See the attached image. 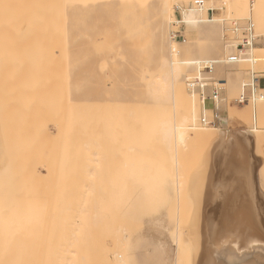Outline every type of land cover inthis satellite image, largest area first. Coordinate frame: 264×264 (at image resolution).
Segmentation results:
<instances>
[{"label":"rangeland","instance_id":"obj_1","mask_svg":"<svg viewBox=\"0 0 264 264\" xmlns=\"http://www.w3.org/2000/svg\"><path fill=\"white\" fill-rule=\"evenodd\" d=\"M224 1H205L209 8H220L218 14H215L213 10L212 17L220 21L224 19L223 22L218 23L219 25L212 23L208 26L209 24L204 23L202 26L203 28L208 26L207 29L201 26L202 32H212L211 35L209 33L211 38L213 36L212 43L215 47L219 46L223 55L215 53L210 57L202 56L199 59L221 60L225 55L235 51L223 49L227 41L234 39L235 34L230 30L233 23L237 21L243 25L247 20L253 22L251 11L247 17L242 18L225 5L221 7L220 2ZM231 1L226 0L225 3L227 2L229 6ZM112 2L110 6L95 5L84 10V23L90 25V29L86 31L88 38L86 40L84 37L85 39L81 38L77 41L79 42L78 53L79 49L85 50L84 60L86 62L90 59L94 60V73L100 78L99 83H93L92 94L89 97L92 101L88 102L82 110L78 107L76 92H74L65 125L59 120V122L55 121L57 124L51 120L48 121L52 122V125L47 123V118L42 121V124L39 122L41 127L39 129L34 130L35 126L32 122L30 126L20 128L23 133V144L19 145L20 149H17L15 154L13 153V158L16 159L14 161L17 162L19 156V162L24 169L37 168L36 177L27 181L30 196L36 199L35 206L33 205L30 209L31 221L28 234L34 237L32 243L35 250H38L39 242L45 239V252L38 250L32 254L29 264H123L118 263L117 254L125 258V264H198L195 246L196 236L199 233V214L204 206L210 166L213 157L217 154L219 136H215L212 139L214 141L206 143L196 133L205 127L200 122L201 103L198 96L197 98L194 93L188 92L185 79L194 75L196 71L193 63L188 64V61L197 58L187 57V61L180 65L181 70L177 74L175 71H169V78H172L174 84L173 89L181 95L179 98L170 101L166 97L165 90L155 92L147 83L149 77H160L163 74L160 70L155 71L153 67L152 8L138 3H132L129 6V4L121 5L117 4L118 2ZM248 2L251 7L253 0ZM179 4L183 7L187 6L183 3ZM235 7L240 8L237 0ZM125 8L131 9L124 11ZM174 9L175 5L171 11L173 15H175ZM66 12L69 13L68 17L72 14V17L76 18L74 16L77 14L76 11ZM212 17L208 15V18L212 19ZM172 22L171 20L168 25L166 38L167 57H170L168 48L176 43L180 47H188L189 38L193 36L188 27L182 24L186 42L173 41L169 37ZM254 27L259 37L256 41L255 53L264 58V27L257 28L255 24ZM199 37H201L200 34ZM144 38H148L147 42H142V40L145 41ZM119 43L122 45L119 46ZM143 43L146 45H142ZM38 47H41L42 51L46 50L44 49L46 46ZM90 50L93 52L92 55L88 53ZM48 51L43 53V57L47 55L49 65H43V58L40 55L42 58L40 68L50 70L51 67L48 66L53 62L51 70L55 71L53 74L55 76V73H58L56 67L59 66L58 55L56 57L58 51L54 52L55 55L53 51L52 54ZM35 52L36 50L33 53ZM39 53L37 56L35 54L37 58ZM255 53L251 54L256 56ZM49 54L54 55V61ZM113 54L117 55L114 57ZM23 55L25 59L22 58L21 61L26 62L20 63L18 62L20 59L17 61L16 58V65L28 64L31 58L28 59L26 53ZM78 55L70 56L69 59L79 60L80 67L81 54ZM35 56L33 55L34 58ZM165 60L162 59L159 62L160 68L161 65L164 66ZM33 61L35 63L36 60ZM34 63L32 66L36 67ZM101 63L102 69L99 68L102 67ZM40 65L38 64V67ZM34 67L31 69L38 68ZM172 67L174 68L169 65L168 69ZM51 70L50 73H53ZM250 70L264 71V63L243 62L241 66L218 63L212 79L222 88V118L219 125L249 124V127L252 126L256 130L250 133L251 163L254 171L252 182L257 190V197L264 203V116L259 117L260 114H257L259 109L264 108V102L255 106L251 104L239 106L232 103ZM46 71L42 73L45 74ZM46 73L51 76L48 72ZM75 73L77 71L72 69L69 77H74ZM57 75L59 74H56V77L51 76L50 80L53 78L55 81V78H59ZM43 79L42 77V81ZM38 81L39 84H37L40 87L41 80L38 79ZM46 84L48 86L51 84L50 88L47 86L49 88L47 92L51 93L46 95L50 96L58 92L56 86L58 83L52 80ZM53 85L56 87L53 88ZM260 85L263 89L264 80H261ZM41 91L43 92L42 89ZM262 91L264 92V89ZM40 92L37 91L35 95H39ZM31 104L33 106L32 102ZM29 105L30 112V109L35 107L30 108ZM233 108H236L234 110L246 109L248 122L231 117L230 112ZM37 109L35 110L38 112ZM206 111L205 114L210 115V112L206 113ZM35 116L32 115L31 118L36 120ZM179 125L187 126L184 129V145L178 143L176 134L173 133L171 136L166 134L167 127L177 131L175 127ZM191 127L196 128V132L191 130ZM59 129L64 131V138L61 135L63 132ZM47 132L52 133V137L47 135ZM51 143L53 147L49 148ZM43 145L48 146V152L42 148ZM25 149H28L27 154ZM42 151L44 155H41ZM246 156L251 158L250 155ZM240 174L251 181V169L247 162L241 165ZM43 182L45 184H41ZM248 191L252 194L250 189ZM248 204H252V201ZM262 205L264 209V204ZM248 206L253 209L251 205ZM35 210L39 212L40 222L38 220L35 222ZM47 214L49 218L45 220L44 215L46 217ZM176 236H180L178 238H181L180 242L183 245L176 243L174 240ZM59 252L62 253L63 258Z\"/></svg>","mask_w":264,"mask_h":264},{"label":"bare ground","instance_id":"obj_2","mask_svg":"<svg viewBox=\"0 0 264 264\" xmlns=\"http://www.w3.org/2000/svg\"><path fill=\"white\" fill-rule=\"evenodd\" d=\"M112 1L118 2L117 4L121 5L129 4L130 6L132 3H138L144 6H151V26L153 29L154 37L153 67L155 71L160 70L161 74L163 75L154 78L149 77L147 83L149 86H151V89H154L155 92L165 90L166 97L170 101L176 100L181 95L178 92L174 91V84L172 78H169V71H175L177 74L179 70H181L180 65L185 64V62L187 61L186 58L189 56H194L195 58H197L193 61H188V64L193 63L194 70H196L198 64L201 61L210 59H199L200 57H210L215 53H217V55H220V53L222 54V52H220L219 46L215 47L212 43L213 36L212 38L210 36L212 32H209V35V33H206V31L202 32L201 29L203 28L202 25L204 23H207L209 24L208 26H210V24L212 23L214 25L216 23L218 24L220 22H223L224 18L221 19V21L216 17H212V19L208 18L206 8L198 9L190 6L191 3L195 0H0V264H29L30 256L32 254H35L36 252H38V250H40V252L42 253L45 252V239H42L39 242L40 244L38 250H35L32 243V239L34 237L28 234L29 223L31 221L30 209L34 205L36 199L33 196H30V188L27 185V181L30 178L33 179L34 176L36 177L35 173L37 172V168L24 169L22 163L19 162V156L18 158L16 157L17 162L14 161L15 158H13V153H16V150L20 149L19 145L23 144V133H21L20 131L21 127H24L26 125L30 126V123L32 122L35 126L34 130L39 129L41 128L39 122H41L42 124V121L47 120V118V123H51L52 125V122L55 121H61L62 124L65 125L72 104L71 96L74 95V92H76V101L78 107H80L82 110L88 102L92 101V99H90L89 97L92 94L93 83H99L100 78L95 76L94 60L90 59L87 62L84 60L85 50L79 49L80 52H82L78 53L77 44L79 42L77 43V41H79L81 38H86V40L88 38V36H86V31L90 29V25H87L86 22L84 23L83 20L84 12L86 11V9H89L90 7L95 5L110 6L112 5L111 3H113ZM227 2L225 3V6L242 18L247 17L249 12L251 11L250 14L256 27H264L263 0H253L251 7H249L248 0H237V2L240 4V8L238 9L237 7H235L236 0H232L229 6ZM179 3H183L187 6L183 7ZM174 5L175 7H183L181 11V21L179 23H182L186 27H188V30L193 34V36L189 38L188 47H180L179 44L176 43L168 48L170 57H167L165 53V47L167 45L166 38L168 34V25L171 20H175V15H173V13L171 12ZM130 9L131 8H125L123 10L126 11ZM210 9L212 10V12H214L213 10H215V14L220 13V8ZM66 11L70 13H72L71 11H76L77 14L74 15L76 18L72 17V14H70L71 17H68L69 13L67 14ZM228 12L229 11H227V13ZM77 17H79V19H77ZM70 24L72 26H70ZM213 25L211 26L213 27ZM207 27L205 28L207 29ZM199 34L201 35V37H199ZM137 36L138 35H136V38ZM148 38H144L145 41L142 40V42H147ZM137 39L139 40V38ZM138 42L139 41H137V43ZM185 42L186 39L183 43ZM41 45L42 48H44L43 46H46V48H44L46 49L45 51H42L41 47H38ZM118 45L120 46L122 44L119 43ZM139 45L141 44L139 43ZM142 45L145 46L146 44L143 43ZM235 45L236 43L227 41V45L223 46V49L231 52L232 49L234 50ZM37 48L39 49V51H37ZM49 48L51 52L48 51ZM53 48H55V50ZM34 50H36L37 53L42 51L39 53L38 58L36 57L37 53L35 52L36 56L33 53ZM56 50L58 51L56 57L58 55L57 62L59 66L57 65L56 68L58 73H55L54 76L53 74L55 71L51 70V64L53 63L52 60H55V57L53 56L55 55L54 52ZM256 50L257 45L251 47L249 57H251L252 61L250 59L249 60L252 62V64H254L253 62L264 63V58L259 57L255 53ZM47 51L51 54L53 51L54 54H49L53 58L48 56L52 59V63L48 67H51V69H49L53 73H50V70L46 71L45 68H43V70H41L42 68H40L42 67V64L40 65V60H42V58L43 65H49L47 55L45 54V58L43 57V53ZM21 52H23L22 55L26 53L28 59L31 58L29 60L31 63L30 65L28 59V64H20L25 61H21L22 58L25 59L24 55H20ZM253 52L256 54V56H253L251 54ZM88 53L90 55L93 54L91 50ZM78 54H81L82 60L80 67L78 65L79 60L69 59L70 56L77 57ZM18 55L20 56L19 58ZM33 55L36 58H34ZM40 55L42 58H40ZM113 55L115 57L117 54ZM219 57L221 58V56ZM16 58L17 61L18 59H20V61H18L20 62L18 63V65H16ZM32 58H34L33 60H38L37 64L36 61L34 63ZM44 59L46 61H44ZM162 59H166V62L164 63V66L161 65L160 68L159 62ZM44 62L47 63L45 64ZM243 62L248 61H242L237 65L241 66L243 65ZM32 63H34V65L36 64V67H38L39 64L40 66L38 68L40 69H31L34 67L32 66ZM101 65L102 67H99L100 69L103 68L102 63L100 64V66ZM169 65L174 66V68L172 67V69H170V67L168 69ZM72 69L77 71V73H75L74 77H69V73ZM33 71L35 74H32ZM44 71L51 74V76L53 75L52 77H56V74H59L57 75L59 76V78H57L59 80L55 78V81L57 80L58 82H55L53 78H51L50 80L51 76L46 72V75L43 74L42 72ZM28 73H30L31 76ZM40 73H42V75ZM26 74H28L27 77ZM44 75L49 76L46 77V81ZM42 77L44 78L43 81ZM188 77L185 79V83ZM48 78L49 81L52 82L53 80L54 83H58V85L55 84L58 91L56 92V94H54L55 96L52 94V96L46 95L51 93L50 91V93H48L47 89H49L51 84H53L51 83L49 86L48 84H46L47 82L49 83ZM38 79L42 81H40V87L38 86ZM36 86L39 88H37ZM47 86L49 88H47ZM56 86L53 85V88H55ZM34 89H37L38 92H40L42 89L43 92L41 91V94L39 93V95H35L37 94V91H34ZM53 90L54 89H52V91ZM32 91L35 93L31 94L30 92ZM188 92L194 93L196 97L198 96L194 91L188 90ZM27 94L29 95V97ZM31 102L35 107L34 109L32 108L33 106ZM262 102H264V98L258 103H260L261 105ZM200 103L201 111L203 113H205L206 110L209 111L206 108L203 109L202 102L200 101ZM28 105L31 106L30 108H32L30 109V112L28 109ZM35 105L37 106V108L39 106V109H37ZM35 109H37L38 112ZM234 109L236 108L232 109L233 111L230 112L232 113L230 114V116L239 121L247 123L248 116L246 109ZM257 114H260L259 117L264 116V108L259 109V113L257 111ZM32 115L33 117L36 115L35 117L38 120L36 118V120L31 118ZM40 119L41 121H39ZM50 120L52 122H48ZM250 120L252 121V119ZM76 121L78 120L76 119ZM55 124L57 123L55 122ZM248 125L249 124H246L245 126H221L218 124L211 129L205 127L212 126L204 125L205 127L199 130L200 132H196L197 129H193L191 127V130H194L197 134H199L201 137L200 139H202V141L206 143L214 141L212 139L215 136H219V147L217 150V154L216 157H213L212 164L210 166L211 170L208 176V188L204 198V206L199 214V233L196 236L195 246V254L197 255L196 260L199 259L197 261L198 264H264V209L262 205L264 203H262V201H260V198L257 197V190L252 182L254 171L251 163L252 148L250 146V133L255 132L256 130H254L252 126L249 127ZM186 127V125H179L178 127H175V130L177 131H173L171 127H167L166 134L169 136H171L173 133L176 134L178 137V143L180 145H184V129ZM189 128L190 127L188 125V130ZM47 129L49 128L47 127ZM50 132H47V135L49 134V136L52 137L53 134ZM61 132H63L61 133V135H63L64 138V131ZM43 133L44 132H42V134ZM246 144L248 146H246ZM49 146V148L53 147L52 143L49 144ZM86 146L88 149V144ZM22 147H24V145H22ZM44 147L45 146L43 145L42 148L47 151L48 146H46L45 148ZM27 150L28 149H25V153ZM43 153L44 152L42 151L41 155H44ZM246 155H250L251 158L249 156L247 157ZM246 162L249 169H251V181L240 174L241 165H244ZM41 184L45 183L43 182ZM249 189L252 191V194L249 193ZM38 192L39 190L37 189V193ZM250 201H252V204H248V202L250 203ZM248 205H251L253 209H251ZM244 207H248L249 209L246 210V208L244 209ZM34 213L35 222L37 220L40 222L39 212L35 210ZM47 216L48 214L46 215V217L44 215L45 220L46 218L48 220L49 217ZM43 222L45 223V221ZM178 237L176 236L174 240L176 241V243L181 244V238ZM256 249L257 251L254 252ZM60 252L59 254L60 256H62V253ZM250 253L255 254L256 257L252 255L255 257V259L253 257V259L250 260ZM117 258L119 259L118 263H126L125 258L122 255L117 254ZM253 260H255L256 262Z\"/></svg>","mask_w":264,"mask_h":264},{"label":"built area","instance_id":"obj_3","mask_svg":"<svg viewBox=\"0 0 264 264\" xmlns=\"http://www.w3.org/2000/svg\"><path fill=\"white\" fill-rule=\"evenodd\" d=\"M224 5L225 2H222L221 6ZM190 6L198 9L206 8L207 16L210 15L212 17V10L207 6L204 0H195ZM182 8L181 6H176L174 9L175 20L171 24L169 37L172 40L184 42L183 25L179 23L181 21ZM230 30L231 33L235 34V40H230V42L236 43L234 47L235 51L225 55L221 60L209 59L201 61L196 68L195 74L189 76L186 80L188 90L194 91L202 102V108H206L210 112L209 116L202 112L201 123L205 126L215 127L220 123L222 118V88L214 83L212 79L215 66L218 63L235 65L242 61L252 63L249 52L251 47L256 45V41L259 38L251 20L245 21L243 25L235 21ZM253 63L255 64V62ZM261 80H264V71L257 72L250 70L247 73L246 79L241 83L239 93L237 97L233 99L232 103L239 106L248 104L255 106L264 98V92L260 85ZM253 117H255V115Z\"/></svg>","mask_w":264,"mask_h":264},{"label":"crops","instance_id":"obj_4","mask_svg":"<svg viewBox=\"0 0 264 264\" xmlns=\"http://www.w3.org/2000/svg\"><path fill=\"white\" fill-rule=\"evenodd\" d=\"M256 251H257V249H256L254 252H256ZM252 255H254V256H255V254H253V253L251 254V253H250V256H251V257H250V258H251L250 260H252V259H253V257H254V256H252ZM259 255H260V254H259ZM255 257H256V256H255ZM255 257H254V259H255ZM253 261H255V260H253ZM255 262H256V261H255ZM254 264H255V263H254Z\"/></svg>","mask_w":264,"mask_h":264}]
</instances>
